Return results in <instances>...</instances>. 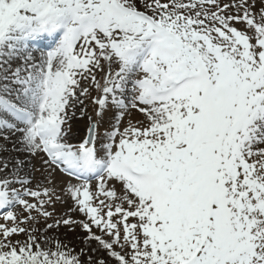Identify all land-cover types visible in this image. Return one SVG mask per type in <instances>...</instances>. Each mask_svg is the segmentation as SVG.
I'll return each instance as SVG.
<instances>
[{
	"label": "snow or ice",
	"instance_id": "6c2138e0",
	"mask_svg": "<svg viewBox=\"0 0 264 264\" xmlns=\"http://www.w3.org/2000/svg\"><path fill=\"white\" fill-rule=\"evenodd\" d=\"M0 141L81 181L86 219L46 229L80 226L114 264H264V0H0ZM24 164L0 163V264H85L19 226L14 206L39 224L61 199Z\"/></svg>",
	"mask_w": 264,
	"mask_h": 264
},
{
	"label": "rangeland",
	"instance_id": "374dc122",
	"mask_svg": "<svg viewBox=\"0 0 264 264\" xmlns=\"http://www.w3.org/2000/svg\"><path fill=\"white\" fill-rule=\"evenodd\" d=\"M237 27H240L237 25ZM93 97L96 95L95 91L92 92ZM79 108V112L76 114V117L74 119L77 120H83L87 119L90 121V117L92 120L90 123L95 122V110L96 106L92 104L91 98L85 101L84 105H77ZM81 109H83L84 114L81 115ZM82 118V119H81ZM144 117L141 113L137 111H132L130 115H126L123 122L121 123V129L123 127L127 126L128 122L131 121L133 124H136L138 121H143ZM111 113L107 117H105L102 127L99 129L100 133L103 134L106 131L110 130L111 128ZM72 134H74V131L72 130ZM87 135V129L84 133L78 135H75V137H71L69 139V142H80L85 136ZM28 179L31 181L28 185V188L32 190H41L43 191L44 188L48 189H55V194L58 195L61 199L56 201L53 206H46L47 210L49 212H52V218L45 221L43 218H40L39 224H34L31 221H28V215L29 213L24 210L22 206H14L11 211L14 212V214L19 218V220L27 221L26 223L20 224V227H26L31 231L33 227H38L40 229L39 232L33 233L34 235L39 236V242L43 247H53L57 242H59L61 245L65 246L66 250H72L73 255H79L81 250L84 251L85 255L81 256V259L85 261V264H87V260L89 257L93 261H96L98 259H105L108 261V264H114V261L111 260L110 257L107 256L106 252L101 250L100 254L94 255H88L87 249L85 248V232L82 230V228L78 225H73L71 228L69 226L64 225L61 223L58 227H54L52 229H46V224L52 223L55 224L57 220H63L66 218H71L76 221H82L85 220L86 217L83 216L79 211L74 210L75 204L74 201L71 199L70 195L67 193V188L70 184L77 185L80 184L76 182L75 180L71 178H65L63 177L59 170L56 169L49 175V171L46 170V166L42 164V160L40 158H35V161H33L29 167V174ZM38 179V181H37ZM98 182L91 183L93 189L95 190L96 185ZM15 188L20 189V185H14ZM116 188L119 191L120 185L117 182ZM26 199L29 200L31 203H36L35 200H33L31 197H26ZM3 214H0V224H3L5 226H11V221H5L2 217ZM32 215H37L35 212H32ZM96 231L97 235H100V232ZM12 239L15 240H25L27 237L24 234H18L14 235ZM45 241H48V243H45ZM97 246L95 243H91ZM89 256V257H88Z\"/></svg>",
	"mask_w": 264,
	"mask_h": 264
},
{
	"label": "bare ground",
	"instance_id": "6f19581e",
	"mask_svg": "<svg viewBox=\"0 0 264 264\" xmlns=\"http://www.w3.org/2000/svg\"><path fill=\"white\" fill-rule=\"evenodd\" d=\"M71 111L72 110H69V115L70 116H71ZM75 111H76V114L79 112L78 106L76 107ZM75 117H76V115L73 116L71 118V120H70V123L72 125V130L74 131V134L71 133L70 138L73 137V136L75 137V135L79 136L80 134L84 133L85 130L90 125V121L89 120H87V119L77 120V119H74ZM0 143H3V141H0ZM71 143H74V142H71ZM5 146L8 148V151L0 152V163H3L5 161H7L9 163L8 171L12 172V171H14V169L11 167L12 162H14L15 159L24 160L25 164L23 166V169L20 171L19 175H20L21 178L28 179L29 167H30L31 163L33 161H35V158H40L42 160V158H43L42 153L40 154V156L30 157L27 153H21V152L13 151L12 150L13 149V144L11 142L7 143ZM37 181H38V179H37ZM84 245H85V248L87 249L88 255L96 256V254L98 255L101 252V250H98L97 246H95L94 244L85 243ZM94 249H97V250L93 251Z\"/></svg>",
	"mask_w": 264,
	"mask_h": 264
}]
</instances>
